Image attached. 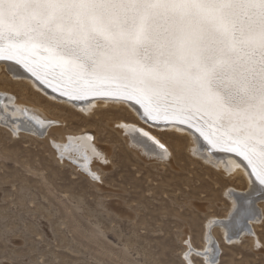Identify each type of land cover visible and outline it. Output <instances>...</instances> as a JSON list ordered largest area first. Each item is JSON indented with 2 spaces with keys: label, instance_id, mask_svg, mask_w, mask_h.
Returning a JSON list of instances; mask_svg holds the SVG:
<instances>
[{
  "label": "rangeland",
  "instance_id": "1",
  "mask_svg": "<svg viewBox=\"0 0 264 264\" xmlns=\"http://www.w3.org/2000/svg\"><path fill=\"white\" fill-rule=\"evenodd\" d=\"M7 75L1 68L0 92L40 106L64 124L45 138L0 124V264H208L189 255L185 243L201 250L207 223L229 217L227 194L245 193L244 179L194 154L186 137L160 136L172 153L164 159L138 154L115 124L148 128L138 117L109 106L75 114L43 95L36 98ZM83 130L95 132L109 150L106 169L94 168L97 180L58 160L49 145V139ZM258 200L259 220L248 229L259 243L241 233L227 245L215 226L218 254L211 264H264V202Z\"/></svg>",
  "mask_w": 264,
  "mask_h": 264
},
{
  "label": "snow or ice",
  "instance_id": "2",
  "mask_svg": "<svg viewBox=\"0 0 264 264\" xmlns=\"http://www.w3.org/2000/svg\"><path fill=\"white\" fill-rule=\"evenodd\" d=\"M0 60L196 127L264 184V0H0Z\"/></svg>",
  "mask_w": 264,
  "mask_h": 264
},
{
  "label": "bare ground",
  "instance_id": "3",
  "mask_svg": "<svg viewBox=\"0 0 264 264\" xmlns=\"http://www.w3.org/2000/svg\"><path fill=\"white\" fill-rule=\"evenodd\" d=\"M1 68H4V70L6 69L9 77L11 75L17 80L18 83H14L30 88L32 95L36 98L42 99L43 95L48 102H58L61 106L69 108L70 111L75 114L76 112L79 113L77 110H80L82 113L88 114L90 112L93 115L101 110L100 108L102 106H109V108L115 110H123L127 115L138 117L142 122L147 124L149 129L121 120L115 122L116 129L119 130L117 133H119L120 136H122L121 133H124L123 137L126 139V144H128V142L131 143L132 149L138 154L141 152L146 155L152 154L158 157L156 153L161 152L166 153L164 156L165 158L168 154L172 155V153L166 142L163 141L160 136L169 135L175 138L186 137L191 141V148H193L194 154L200 156V158L205 161H214L217 168H222L227 173H232V177L244 179L247 186V191L245 193L229 192L227 194L233 202V211L229 217L224 220H212L207 223L203 234L204 241L201 250H194L190 241L185 243V247L187 249L189 248V255L197 254L208 264L215 261V255L218 254V248L216 246L218 244L212 233L215 226H218L221 230L223 240L227 245L236 241L241 233H244V238L251 243H259L257 238L250 235L249 230L251 228L248 229V227L251 226L254 229L255 227H253V224H257L259 220V211L256 208L257 204L255 207V201L262 199V202H264V184H261L260 180L252 174V169L242 156L238 155L236 152L226 151L221 148H212L209 140L201 135L196 127L189 128L187 125L154 126L142 118L141 113L143 110L139 105L133 106L134 102L114 100L110 97L107 98L97 95L72 98L63 93L58 79L53 78V75H46L44 71L38 70L40 77L38 79L36 75H33L32 72L26 70L21 64L16 63L14 60H0V69ZM49 71L51 72L52 70ZM55 71L59 72V69ZM7 81L12 83L8 78ZM69 99L88 100L75 103L71 102ZM117 104H119V107ZM70 106H73L72 108H74L75 111H73ZM94 108L99 110L95 111ZM91 114H89L88 117H90ZM0 124L2 126L4 125V127L6 126L13 133L21 130L34 134L39 138H45L48 136L49 131H62V124H64V122L49 115L40 106L19 101L16 97L10 96L7 93H2L1 91ZM161 125H163V123H161ZM155 129L159 131H154ZM145 133H147V135ZM48 141L50 142L49 145L51 148L58 154V160L63 159L74 164L76 167L80 168L79 170L94 180H97L99 176L97 169L96 172H94V168L106 169L107 167L106 163L109 161L108 147L96 139L95 132L91 134L83 130L77 134L65 135L63 139L57 141L52 139ZM161 144L165 147L161 148ZM214 150L225 151L227 153H212Z\"/></svg>",
  "mask_w": 264,
  "mask_h": 264
},
{
  "label": "water",
  "instance_id": "4",
  "mask_svg": "<svg viewBox=\"0 0 264 264\" xmlns=\"http://www.w3.org/2000/svg\"><path fill=\"white\" fill-rule=\"evenodd\" d=\"M46 88V87H45ZM71 102H75V103H79V102H83V101H86L88 99H81V100H78V99H69ZM150 124L154 125V126H166L165 124L161 125L160 123H151L150 121H148ZM209 150V149H208ZM212 153H227L225 151H220V150H214L212 151Z\"/></svg>",
  "mask_w": 264,
  "mask_h": 264
}]
</instances>
